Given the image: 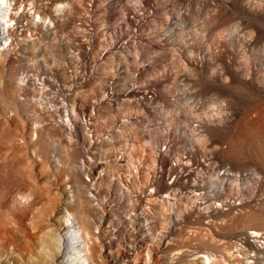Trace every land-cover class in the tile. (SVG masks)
I'll list each match as a JSON object with an SVG mask.
<instances>
[{"label":"bare ground","instance_id":"1","mask_svg":"<svg viewBox=\"0 0 264 264\" xmlns=\"http://www.w3.org/2000/svg\"><path fill=\"white\" fill-rule=\"evenodd\" d=\"M72 3L0 0V264H152L162 255L169 264H264V0H230L203 22L208 57L176 62L163 51L160 78L121 90L103 78L106 68L99 72L109 59L98 64L92 57L102 43L87 28L91 16ZM114 5L97 7L104 21L115 19ZM126 8L103 51L128 64L136 49L122 32L132 29L141 40L147 23ZM76 22L89 31L65 42ZM201 32L192 40L198 47L205 44ZM233 44L242 57H227ZM68 50L71 57H64ZM132 69L143 75L136 64ZM174 87L186 94L176 122L188 128L183 115L194 117L190 131L183 127L189 141L177 160L173 136L158 140L163 149L155 146L156 133L142 131V116L116 107L122 101L147 113L155 102L170 108ZM188 89L205 97L199 109ZM111 116L116 132L105 126ZM123 138L149 152V169L132 160V151L116 154ZM214 164L245 175L217 176ZM204 181L213 195L190 197ZM194 224L203 228L190 232ZM199 242L217 253L212 262L198 258L201 249L190 250Z\"/></svg>","mask_w":264,"mask_h":264},{"label":"rangeland","instance_id":"2","mask_svg":"<svg viewBox=\"0 0 264 264\" xmlns=\"http://www.w3.org/2000/svg\"><path fill=\"white\" fill-rule=\"evenodd\" d=\"M68 1L70 3L75 1V3L77 4L76 5L77 8L80 7L78 9H80L82 12L83 11L84 12L87 11L88 14L91 16L90 17V21H92L94 25L92 23H89V27H87V26H84L80 22H76L74 24V27L70 26L71 28H68L65 31V33L63 35L64 41H65V39H66L67 42L69 40L71 41V35L72 34H73L72 36H78L79 35L81 37L82 36L81 33H85V29H86L85 27L89 28L90 32H92L94 35H96L97 38L99 37L98 40L100 41V44L104 43L106 45L105 46L103 44L104 46H102V44H101L100 46H98L97 47L98 49L99 48L100 49L102 48V49L101 50L100 49L99 50L98 49L95 50L96 53H94V55L92 56L94 58L95 57L98 58L97 59L98 64H99V61L101 63L100 59H106V58L109 59L108 63L105 64L106 66L103 67L102 70H101V68L99 70V72L105 70L106 72H103L104 75L103 74L102 75L103 76L106 75V77H103L102 75L101 76L103 78H106L105 80H107V81L111 79L112 81H110V83H112V85H115L114 88L116 87L117 90H121L119 88L124 89L123 87L127 88L128 86L129 87H138V88L139 87L140 88L144 87L145 88L146 86H148V85H146V83H148L150 81L152 82L153 79L156 80L158 77L160 78V75H162L161 73H163V70H164V68H163L164 60H163L162 57H165V56L162 54L163 51L167 52L169 54V57H172V60H174V61L176 60V62L178 60V59H176L177 57H208L209 55H211V52H210L211 49H210L209 45H206L207 44L206 42H207V39H208V34H206V33H208V32L206 31V28H202L204 26L203 22L205 21L207 23V20L210 19L209 17L211 15H213L214 11H216V13L219 14L218 12L220 11L221 8H222L221 9L222 12H223V10L227 9L229 7V4H227V3H229L230 0H227L228 2L225 0V3H224V0H210V1L209 0H192V1L191 0H181V1H179V0H150L149 1L150 2L149 5H148V3L144 2L145 0L144 1H142V0H122L123 2L121 0H111L113 5L115 3L116 4L113 6L114 7V13H115V19L113 21H110V22H108V21L106 22V20L104 21V19L101 16V14L98 13V12H100V10L102 8H100V9L97 8L99 6V4L101 5L99 7H103L104 8L103 5L109 0H105V1L104 0H87V1L86 0H82L83 2L81 0H77V1L76 0H68ZM120 1H121V3L123 4V6L125 8L128 6V9L129 8L131 9V7H132L131 10H133L134 12H137L138 14L141 13L140 15L144 17L143 21L145 22V24L147 23L148 25L146 24V26L149 27V28L146 27L147 31L146 30H142L141 34H139L140 32L137 33V34H139V37L141 36V40H140V38L136 39V36L135 37L133 36V34H132L133 30L132 29H129L128 32H125V33H124V31L122 32L123 33L122 37H124L127 41L129 40L128 43L131 42L129 44H132V46L135 47V49H136V53H133L132 56L130 55L131 56L130 59L132 58L131 59L132 62H128V64H126L125 62H123L121 60H118V59L116 60V57H115L116 55L112 54L114 51H112L111 53L109 52V54L106 53V55H105V53L103 51V50H106L107 45H109L107 43L108 39H107V35L106 34H109V32L112 34L113 31H115V30L117 31V27H118L119 24H121V25L124 24V20H123L124 19L123 17L125 16V11L124 10H127V8L125 9L124 7H121L122 5L119 4ZM133 7H134V9H133ZM92 8H94L95 10L92 9ZM212 8H213V10H212ZM215 8H217V9H215ZM139 9H141V10H139ZM88 10L89 11L92 10V11L89 13ZM211 10H212V12H211ZM217 10H219V11L217 12ZM91 13H93V14H91ZM216 13L214 12V14H216ZM236 16L235 15L233 16V17H235L234 18L235 21L233 20L234 23L232 22L231 25L234 24V26H235V29H236V33L235 34H238L239 36H241L240 32H239L241 28L239 27V25H237L239 23V20H238V17H236ZM206 23H204V24H206ZM90 25H93V26H90ZM201 25H203V26L201 27ZM236 26H238V27L236 28ZM75 27H77V28H75ZM199 27H201V29H202L201 34L203 35V39L205 38L204 39L205 44H202V46L200 45L201 47H198L195 44H192V43H195L194 41L196 39L195 38L196 37V33L199 30H201V29H198ZM89 29H86V31H89ZM203 29H204V31H203ZM103 34L105 35V38H104ZM238 35H236V36H238ZM83 37L81 39H83ZM206 37H207V39H206ZM193 39H194V41H192ZM223 41L227 42L226 38L224 39V37H223ZM236 43L239 44V42H235L234 44H236ZM238 44L234 45V46L232 45V47H237L238 50L236 48L232 49V47H229V48H231L230 50L228 49L229 53H231V52L232 53L229 54L227 52V54H228L227 57H233V56L234 57H242V56H239L238 54L240 52V55H241V52L243 51V48L240 47V49H239ZM195 46H196V48H195ZM144 50H145V52H144ZM194 50H196V51H194ZM206 53H207V55L208 54L209 55L207 56ZM109 55L112 56V58L108 57ZM231 55H233V56H231ZM64 57H71V50H68L66 52V54L64 55ZM102 57H105V58H102ZM110 59L111 60L113 59L111 61L112 63H110ZM181 61L184 62L183 60H181ZM102 62H103V60H102ZM129 63L130 64L132 63L131 64L132 66L134 64H136L143 71V75H138V74L134 73V71L132 69V66ZM104 68H106V69H104ZM130 69L132 71H130ZM169 70H170L171 74L173 73L175 75L176 73H178L177 72L178 69L175 68V67H174V69L170 68ZM145 72H146V74H145ZM174 75H172V80L173 81L172 80L170 81V83L172 82L171 85H173V82H174V79H173ZM177 88L174 87L173 91L171 92V96H169L168 103L170 104V108H169V106H165V104H163L161 102H159V103L155 102L154 105H152V109H150V112L147 113L143 109H134L133 110L132 107H130V105L128 103L122 102V101H117V106H116L118 110L120 109L121 106H122V108L126 107L125 110H126V113H129V115L127 114L129 117L131 116L132 118H135L137 115H139L140 117L142 116V118L144 119V121H142L143 124L141 126L142 131H144V132H147V131L148 132H153L154 131L156 133V136H157L156 140L157 141H154L155 139L153 140L154 143H155V146H158L159 148L163 149V143L161 144L158 140H160L161 137L165 138L167 136L166 134H168V135L170 134V138L173 136L171 139L175 140V142H176V143L174 142V144H173V152H172V156H171V158L173 160L180 159L182 156L184 157V155H183L184 149L187 146V143L189 141V137L187 136V134H183V127L185 128V130H187V131L189 130L190 131V126L194 125L192 123L193 122L192 119L194 117L192 115H190V114H187V113H185L183 116H186V118L189 117L188 118V122H187V124L189 125L188 128H187V126L185 124H178L176 122L179 119V118L177 119V117H179V115H180L179 112H178V107L180 106V99H181V97L186 96V94L183 95L181 90L179 88L178 89ZM189 88H191V87H189ZM188 90L190 92H192L193 89H188ZM188 90H187V94L189 92ZM190 92H189V95L191 94ZM192 94L193 95L191 96V98L193 97L192 100H194V97H196V96H194V92H192ZM185 98H189V97H185ZM119 102H120V104H119ZM121 102H122V104H121ZM196 102L198 103L199 106H196ZM124 103H126L127 106H126V104L124 106ZM193 103L195 104V105H193V108L194 109H197V108L199 109L205 103V97L204 96H201V98L200 97L199 98L196 97L195 101H193ZM191 104H192V102H191ZM129 107H130V109H129ZM165 107H166V109L168 111L170 110L171 112L169 111L168 113H165V110H166ZM193 108H192V110H193ZM127 110L129 112H127ZM113 117L111 116L110 120H108L109 119V117H108L107 120H108V122L110 121V123L106 122L107 123L106 124L104 122V124H106L105 125L106 127H108L107 125H109L108 129L114 130V128H115V130L118 131L119 129H116V127L119 128L118 127L119 122L117 121V119H114ZM113 120L114 121L116 120V121L114 122ZM117 122H118V124H117ZM163 133L165 134V136H164ZM158 136H160V137L158 138ZM174 136L178 137V138H175ZM186 136H187L188 139L186 138ZM183 138H185V139H183ZM125 139H127V138H125ZM125 139L124 138H123V140L120 139L121 141L118 140L119 141V142H117L118 144L115 145L117 147V148L115 147V149L117 150V151L115 150L116 154L118 153V156H121L122 154L124 155V153H126L124 151L128 150L127 151L128 154L132 151V153H133L132 160H134V156H135V158L137 157V159L140 158L142 161L140 159L139 160L141 162H143L144 167L149 169L151 167V163H149V161H150L149 156H147V155H149V152H147L148 153L147 154L146 153L147 150L145 151V149H144V151L143 150H139L141 152H139L138 150L136 151L137 145H136V143H133L134 140L130 138L129 141H127L128 139L127 140H125ZM183 140H185L186 142L183 141ZM144 141H145V145L149 144V141H147V140H144ZM182 143L185 145V147H184V149L181 150L180 147L181 148L183 147ZM174 145H175V147H174ZM180 150H181V152L182 151L183 152L181 153ZM119 153H120V155H119ZM214 165H212L213 166V170L215 171L214 173L217 176H222V175H226V174L228 175L229 174L230 176H237L238 175L239 177H243L245 175L244 172H239V173L238 172L237 173L233 172L230 168H228L229 167L228 165H222V166L220 164L219 165L218 164H214ZM200 184H201L202 190H200L198 192H192V193H190L189 196L193 197L194 194H195L196 196L200 195L199 197H203V195H204L203 199L205 198L207 200V198H210L213 195V192H212L213 190L212 189H213L214 186L210 187L211 185L207 181L206 182L205 181L201 182ZM204 189H205V191H204ZM168 197L172 201L174 200V198L172 196H168ZM160 225H161L160 226V231L161 230L164 231L165 230L164 224H160ZM189 226L190 227H188V230L190 232H192V231L194 232L195 229L199 230V229L203 228V227L199 228L200 225H197V224L189 225ZM156 232H158V231H156ZM203 232L205 233V230H203ZM202 243H205V242L203 241ZM202 243L199 244L202 247L199 246L200 248H197L196 246L198 244H196V246H195L196 248L192 247V249H190V250H192V251L196 250L197 251V250L201 249L202 250L201 253H200L201 256H199V254L194 251L196 258L199 256L198 258L202 257L204 259L203 256H205V254H206L204 260H205V262H207V259L209 258L207 263H210V262H212L213 255L214 254L217 255V253H215V252L213 253L212 251H208L207 252L208 249L211 250L212 248H209L210 245L205 243L204 245L208 246V247L204 246L206 249L208 248L206 250L203 247V245H201ZM203 252H206V253H203ZM209 252H210V254H209ZM140 256L141 257H145L146 254L142 253V255H140ZM207 256H209V257H207ZM210 257H211V259H210ZM166 258H167V256H165V255H162V257L158 256L155 259V262L153 261L154 263H152V264H155V263L156 264H169V261H168L169 259L167 258L168 260H166Z\"/></svg>","mask_w":264,"mask_h":264}]
</instances>
